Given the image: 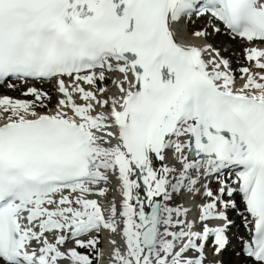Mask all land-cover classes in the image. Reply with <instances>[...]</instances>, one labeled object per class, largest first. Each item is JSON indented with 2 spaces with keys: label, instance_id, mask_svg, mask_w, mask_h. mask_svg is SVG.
Wrapping results in <instances>:
<instances>
[{
  "label": "snow or ice",
  "instance_id": "obj_1",
  "mask_svg": "<svg viewBox=\"0 0 264 264\" xmlns=\"http://www.w3.org/2000/svg\"><path fill=\"white\" fill-rule=\"evenodd\" d=\"M222 34L264 0H0V84L56 94L0 97V264H264V47L237 87Z\"/></svg>",
  "mask_w": 264,
  "mask_h": 264
},
{
  "label": "bare ground",
  "instance_id": "obj_2",
  "mask_svg": "<svg viewBox=\"0 0 264 264\" xmlns=\"http://www.w3.org/2000/svg\"><path fill=\"white\" fill-rule=\"evenodd\" d=\"M217 37H220L219 40L223 42L222 45H223V44H226V42L228 41V39H227L226 37L222 36V35H219V36H217ZM217 37L214 38V40L217 39ZM191 42H196V41H195L194 38H193V40H192ZM224 42H225V43H224ZM234 43L238 45L237 42H234ZM235 46H236V45H235ZM223 52L226 53L225 50H224ZM234 58H235V57H234ZM231 62H232V61H231ZM232 65H234V62H232ZM234 66H235V65H234ZM85 87H86V86H85ZM169 162H170V161H169ZM161 163H162V162H159L158 165H157V167H159ZM111 185H112V187H113L114 190H115V196H114L113 198L116 199V202H117V204L119 205V202H120V194H119V191H118V188H119V181H118V178H117L116 176H112V177H111ZM106 234H107V233H106ZM107 235H108V234H107ZM116 238H117V240H119V237H116ZM110 248H111V244L109 243V245H108V249H110Z\"/></svg>",
  "mask_w": 264,
  "mask_h": 264
},
{
  "label": "rangeland",
  "instance_id": "obj_3",
  "mask_svg": "<svg viewBox=\"0 0 264 264\" xmlns=\"http://www.w3.org/2000/svg\"><path fill=\"white\" fill-rule=\"evenodd\" d=\"M219 38H220V37H217V39H215L214 42H215L218 46H221L220 48H222L223 51L225 50L226 53H229V55H230V57H229L230 61H232V62H234V61L237 62L236 57H238V53H239V52H237L236 49L233 50V47H238V45L235 44L236 46H232V45H231L232 43H231V41H229V40H228V41L230 42V44H227V45L223 44V45H222L223 42L220 41ZM217 41L220 42V43H218ZM224 43H225V42H224ZM220 44H221V45H220ZM233 53H234V54H233ZM236 53H237V54H236ZM235 56H236V57H235ZM234 57H235V58H234ZM234 65H235V63H234Z\"/></svg>",
  "mask_w": 264,
  "mask_h": 264
}]
</instances>
